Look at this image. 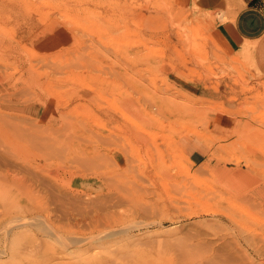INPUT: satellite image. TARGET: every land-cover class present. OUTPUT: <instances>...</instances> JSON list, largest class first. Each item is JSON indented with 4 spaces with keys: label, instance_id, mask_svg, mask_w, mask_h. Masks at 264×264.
I'll list each match as a JSON object with an SVG mask.
<instances>
[{
    "label": "rangeland",
    "instance_id": "obj_1",
    "mask_svg": "<svg viewBox=\"0 0 264 264\" xmlns=\"http://www.w3.org/2000/svg\"><path fill=\"white\" fill-rule=\"evenodd\" d=\"M228 14L0 0V264H264V78Z\"/></svg>",
    "mask_w": 264,
    "mask_h": 264
},
{
    "label": "crops",
    "instance_id": "obj_2",
    "mask_svg": "<svg viewBox=\"0 0 264 264\" xmlns=\"http://www.w3.org/2000/svg\"><path fill=\"white\" fill-rule=\"evenodd\" d=\"M177 1L205 10L228 12L227 18L213 27L214 39L229 56L236 54L242 47L248 46L249 50H244L247 52L245 57H250L255 70L264 78V0ZM182 85L191 92L201 90L198 84L192 82ZM214 124L215 120L210 121L209 127H213ZM180 140L182 148L193 163H200L206 158L209 148L202 139L191 136Z\"/></svg>",
    "mask_w": 264,
    "mask_h": 264
},
{
    "label": "bare ground",
    "instance_id": "obj_3",
    "mask_svg": "<svg viewBox=\"0 0 264 264\" xmlns=\"http://www.w3.org/2000/svg\"><path fill=\"white\" fill-rule=\"evenodd\" d=\"M185 16H186V19H188V22L189 23H192V22H194L195 20H197V19H199L198 17H196V16H192V14L189 12H187L186 14H185ZM185 18V17H184ZM187 21V20H186ZM183 22V21H182ZM183 24V23H182ZM195 61V60H194ZM197 61V60H196ZM199 61V60H198ZM106 232H108V231H106ZM110 232V231H109Z\"/></svg>",
    "mask_w": 264,
    "mask_h": 264
}]
</instances>
